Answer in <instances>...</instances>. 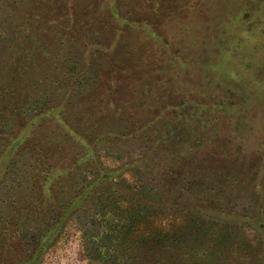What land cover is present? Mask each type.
I'll use <instances>...</instances> for the list:
<instances>
[{"label":"trees","instance_id":"trees-1","mask_svg":"<svg viewBox=\"0 0 264 264\" xmlns=\"http://www.w3.org/2000/svg\"><path fill=\"white\" fill-rule=\"evenodd\" d=\"M253 1L0 0V235L17 232L16 264H42L74 217L101 264H264V0L257 14ZM137 141L151 143L144 168L110 149ZM165 149L205 171L193 197L229 221L167 204L191 181L170 171L159 183Z\"/></svg>","mask_w":264,"mask_h":264},{"label":"rangeland","instance_id":"rangeland-1","mask_svg":"<svg viewBox=\"0 0 264 264\" xmlns=\"http://www.w3.org/2000/svg\"><path fill=\"white\" fill-rule=\"evenodd\" d=\"M262 0H254L253 3L248 2L249 9L253 8L254 3H261ZM253 13L257 14V12L252 9ZM8 11H1V15L7 14ZM253 35H250L248 37L247 46L253 45L255 42V39L252 37ZM186 134H182L181 139V147L180 151H182L183 156H191L193 153V150L188 149V143H190V139L186 138ZM151 146V143L145 142V141H137L134 143L128 142V143H120L118 145V148H110L112 151H114V155L122 156L120 161L128 160L131 161L134 159L136 160L133 164H139L142 167H145L146 160L145 157L149 156L150 154H147L149 151V148ZM153 150V149H152ZM161 151L159 157L161 159V165L160 167H156V173L159 175L156 176L158 178V181L161 185L164 186V183H162L165 179L169 178L171 172L175 171L180 172L182 171L183 174H186L188 177V181H191L190 183H183V186L185 189H190L191 192L188 191H180L182 189H177L173 187L174 193L171 195L174 197V200H170L167 204H172L173 202L176 203V206L178 207H191L194 210H197L198 213L205 214L207 218L208 215L213 214L216 217L223 218L226 221H229L228 213L221 214L222 210L218 208V211L211 210V206L209 205V202L206 200L204 201L201 198H194V194L196 192H200L201 194H204L205 189L208 187V184L210 180L206 175L203 173L205 171H201L198 169L199 165H195V168L193 166L190 167H183V166H175L173 163H169V157H173L172 155L175 153L174 150L167 151ZM110 154V153H109ZM167 154V155H166ZM112 155V154H111ZM153 156L155 154L153 153ZM126 157V158H125ZM143 167V168H144ZM206 169V168H205ZM201 171L200 175H192L191 171ZM204 170V169H202ZM151 171V169H150ZM170 173L168 176L165 177L166 173ZM151 173V172H150ZM199 173V172H198ZM149 178H153L152 175L149 176ZM132 180H130L131 182ZM208 182V183H206ZM172 189V190H173ZM170 191L169 189H167ZM168 191L164 192L163 195L168 197ZM176 191V193H175ZM178 191V192H177ZM202 191V192H201ZM205 195V194H204ZM246 207L249 208V204L245 203ZM176 208V207H173ZM240 209L243 207H239ZM251 208H249L250 210ZM226 211V210H225ZM181 214L177 213L176 216H180ZM219 222H222L218 220ZM80 219L78 217L72 218V221L68 222L66 227L64 228V231L60 235V237L57 239L54 245L50 247V249L45 254L42 264H101L99 260H96L92 255L91 251L89 249L90 244L88 243L86 234L81 228V225L79 224ZM213 223V224H212ZM211 224L208 223V225L205 227L207 234L209 236H212L213 238H216L218 244H220L221 247L224 245L219 243L220 241H224V235L227 232V229L221 230L219 228L220 223L216 224L212 222ZM216 224V225H214ZM244 237L251 243H258L259 237L256 235V232L247 226H244ZM208 236V237H209ZM243 237V235H242ZM21 242L20 238L18 237L17 232L14 230H11L10 235H0V264H16L19 256V252H21ZM217 250V249H215ZM19 253V254H18Z\"/></svg>","mask_w":264,"mask_h":264}]
</instances>
